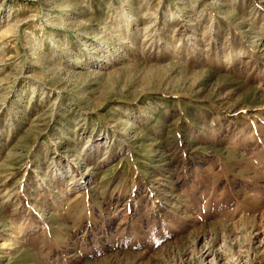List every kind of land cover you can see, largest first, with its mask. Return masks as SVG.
<instances>
[{"label": "rangeland", "instance_id": "1", "mask_svg": "<svg viewBox=\"0 0 264 264\" xmlns=\"http://www.w3.org/2000/svg\"><path fill=\"white\" fill-rule=\"evenodd\" d=\"M0 264H264V0H0Z\"/></svg>", "mask_w": 264, "mask_h": 264}]
</instances>
